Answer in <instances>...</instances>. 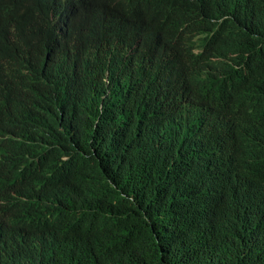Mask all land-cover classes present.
Here are the masks:
<instances>
[{
  "label": "trees",
  "instance_id": "16d2710c",
  "mask_svg": "<svg viewBox=\"0 0 264 264\" xmlns=\"http://www.w3.org/2000/svg\"><path fill=\"white\" fill-rule=\"evenodd\" d=\"M101 1L118 6L131 0ZM168 1L179 11L208 7V0ZM216 5L229 13L210 17L215 38L240 45L257 64L264 62V0H216ZM57 22L64 24L61 15ZM38 33L45 42L34 53L18 54L10 44L1 47L3 63L18 55L19 64L3 73L0 84V170L24 171L32 189L62 191L67 221L81 227L84 244L61 258L35 255L30 264H264V188L235 205L250 227L232 247L218 229L202 226L192 187L182 189L176 204L165 197L168 187L151 195L141 179L152 182L145 171L152 163L142 165L137 180L122 161L120 138L130 125V113L112 107L99 115L102 100L92 89L100 81L97 71L116 46L84 50L76 38L59 36L46 21ZM50 39L60 42L52 56L46 48ZM213 85L230 94L231 74ZM214 145L244 149L236 156L240 170L259 169L264 177V115L218 127ZM58 200L51 196L32 211L30 235L52 230ZM0 204L12 208L1 186Z\"/></svg>",
  "mask_w": 264,
  "mask_h": 264
},
{
  "label": "clouds",
  "instance_id": "9594fccd",
  "mask_svg": "<svg viewBox=\"0 0 264 264\" xmlns=\"http://www.w3.org/2000/svg\"><path fill=\"white\" fill-rule=\"evenodd\" d=\"M60 7H64L62 26L56 20ZM179 10L168 0H131L118 6L101 0H4L0 4V57L1 47L9 44L18 54L34 53L36 45L45 42L38 33L44 21L59 36L76 38L87 51L114 44L116 51L97 71L100 81L92 89L102 100L99 115L112 107L130 113V125L120 138L129 174L139 180L142 165L149 160L153 166L145 171L153 180L145 177L142 184L150 186L151 195L168 187L165 197L174 204L181 200L182 189L192 187L190 194L200 209L202 226L218 229L224 243L232 247L238 234L250 227L248 217L234 207L263 189L264 177L259 169L240 170L236 156L244 149L217 148L215 130L231 127L237 119L242 125L249 115H264V62L257 64L244 56L240 45L215 38L210 17L229 13L216 0H208L204 10L196 7L197 14L185 27L168 34L166 27L193 11ZM158 18L160 39L153 31ZM59 43V39L46 42L49 56ZM194 61L198 63L188 66ZM18 64V55L5 63L0 59V84L3 73ZM227 73L231 74L230 94L213 85ZM250 73L254 76L244 83ZM254 87L257 93L243 96ZM191 91L197 94L185 95ZM170 94L175 97L169 101L166 116L144 125V120L153 121L162 114ZM178 95H185L190 103L181 116L175 115ZM0 178L12 203V208L0 204V264H30L35 255L61 258L83 246L81 227L67 221L62 191L32 189L22 170H0ZM51 196L60 197L52 230L30 235L35 227L32 211Z\"/></svg>",
  "mask_w": 264,
  "mask_h": 264
},
{
  "label": "bare ground",
  "instance_id": "6f19581e",
  "mask_svg": "<svg viewBox=\"0 0 264 264\" xmlns=\"http://www.w3.org/2000/svg\"><path fill=\"white\" fill-rule=\"evenodd\" d=\"M82 6H83V4H82ZM60 8H61V19H62L63 14H64V7H60ZM59 9H58V11H59ZM58 11H57V13H58ZM197 12H198L197 10H193L192 12L187 14L186 16H179L174 22H172V24L170 26L166 27V32L168 34H175L179 28L185 27L187 25L188 19L195 16L197 14ZM57 15H56V20H57ZM59 25L61 26V24H59ZM159 25H160V21L158 18L155 21V24L153 26L154 27L153 31L158 33V37H157L158 39H160L162 36V32L158 30ZM197 63L198 62L194 61L193 64H189L188 66H193V65H196ZM250 68H252V67H250ZM10 69H8L6 72L9 73ZM242 76H241V78H242ZM243 82H245V81H243ZM250 92H252L253 94L257 93V88L254 87L252 90L244 92L243 96H245V97L249 96ZM196 94H197V91H191V92L185 93V95H196ZM179 95H178L177 99L175 100L178 102L177 109L175 110L176 116H181V115L185 114L190 107V103L184 99L185 95H183V96H179ZM208 95H209V91L206 92L205 97H208ZM173 97H175V94H170V95L166 96L164 106H162L163 112L161 115L157 116L153 120V122L158 121V120H160L166 116V114L168 113V109H169V101ZM142 114H143V112H141L139 116H142ZM164 135H166V133H164ZM6 215H9V212H7Z\"/></svg>",
  "mask_w": 264,
  "mask_h": 264
}]
</instances>
